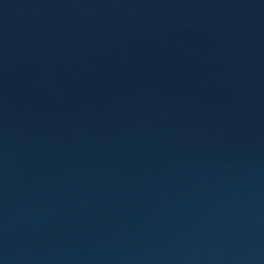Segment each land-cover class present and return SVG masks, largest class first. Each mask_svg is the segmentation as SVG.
I'll use <instances>...</instances> for the list:
<instances>
[{
  "label": "water",
  "instance_id": "water-1",
  "mask_svg": "<svg viewBox=\"0 0 264 264\" xmlns=\"http://www.w3.org/2000/svg\"><path fill=\"white\" fill-rule=\"evenodd\" d=\"M0 264H264V0H0Z\"/></svg>",
  "mask_w": 264,
  "mask_h": 264
}]
</instances>
